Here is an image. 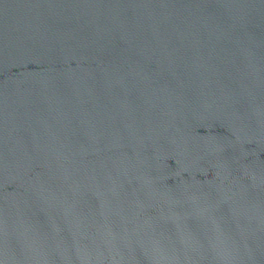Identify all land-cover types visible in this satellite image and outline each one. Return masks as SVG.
<instances>
[{"label":"water","instance_id":"95a60500","mask_svg":"<svg viewBox=\"0 0 264 264\" xmlns=\"http://www.w3.org/2000/svg\"><path fill=\"white\" fill-rule=\"evenodd\" d=\"M0 264H264V15L0 0Z\"/></svg>","mask_w":264,"mask_h":264}]
</instances>
